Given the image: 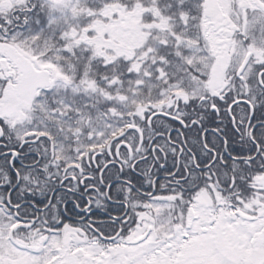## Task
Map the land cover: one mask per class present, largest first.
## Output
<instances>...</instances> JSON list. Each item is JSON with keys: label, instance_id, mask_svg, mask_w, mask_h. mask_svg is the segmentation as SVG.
<instances>
[{"label": "snow or ice", "instance_id": "obj_1", "mask_svg": "<svg viewBox=\"0 0 264 264\" xmlns=\"http://www.w3.org/2000/svg\"><path fill=\"white\" fill-rule=\"evenodd\" d=\"M204 8L0 0V264H264V0L218 77Z\"/></svg>", "mask_w": 264, "mask_h": 264}, {"label": "flooded vegetation", "instance_id": "obj_2", "mask_svg": "<svg viewBox=\"0 0 264 264\" xmlns=\"http://www.w3.org/2000/svg\"><path fill=\"white\" fill-rule=\"evenodd\" d=\"M231 10L232 0H205L203 27L206 29V35L211 46L215 49L214 55L217 57V60L212 63L210 68L213 77H218L223 74L221 60L224 57L228 40L221 33L226 30L224 20L228 19ZM257 35H259V32H257Z\"/></svg>", "mask_w": 264, "mask_h": 264}, {"label": "trees", "instance_id": "obj_3", "mask_svg": "<svg viewBox=\"0 0 264 264\" xmlns=\"http://www.w3.org/2000/svg\"><path fill=\"white\" fill-rule=\"evenodd\" d=\"M206 30V29H205ZM206 33V32H205ZM203 69H197V71H202Z\"/></svg>", "mask_w": 264, "mask_h": 264}, {"label": "rangeland", "instance_id": "obj_4", "mask_svg": "<svg viewBox=\"0 0 264 264\" xmlns=\"http://www.w3.org/2000/svg\"><path fill=\"white\" fill-rule=\"evenodd\" d=\"M207 29H208V27H207Z\"/></svg>", "mask_w": 264, "mask_h": 264}]
</instances>
